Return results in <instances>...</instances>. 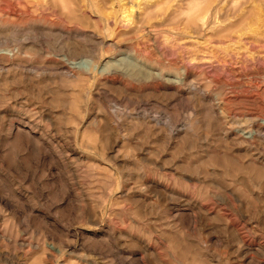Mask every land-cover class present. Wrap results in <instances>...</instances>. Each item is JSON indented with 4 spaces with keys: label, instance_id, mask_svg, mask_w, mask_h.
<instances>
[{
    "label": "rangeland",
    "instance_id": "1",
    "mask_svg": "<svg viewBox=\"0 0 264 264\" xmlns=\"http://www.w3.org/2000/svg\"><path fill=\"white\" fill-rule=\"evenodd\" d=\"M112 1L121 36L91 0L28 15L0 2V264H48L61 241L90 249L65 264L99 246L120 253L98 264H264V0L239 32L213 13L186 33L208 0ZM134 17L141 32L125 33Z\"/></svg>",
    "mask_w": 264,
    "mask_h": 264
},
{
    "label": "bare ground",
    "instance_id": "2",
    "mask_svg": "<svg viewBox=\"0 0 264 264\" xmlns=\"http://www.w3.org/2000/svg\"><path fill=\"white\" fill-rule=\"evenodd\" d=\"M84 1H86V0H83V2ZM91 1H94V2H96V4H95V6H97L99 9H101V11L103 10L104 11V13L107 11H105V8L107 9V7L106 6H108V5H111V4H114V2L111 0H109V1H106V0H91ZM119 1H121L122 2V4L124 5V4H126V1L127 2H133V0H119ZM156 1V0H155ZM189 1H191V2H189V4L188 5H193V3L195 2V1H192V0H189ZM204 1V0H203ZM203 1H201L202 3H203ZM207 0H205V2H206ZM258 0H243L242 1V3H241V1H240V4H239V6H237L238 8H236L235 9V11L232 13V14H228V13H226L228 10H229V8L227 9V11H226V9H225V6H223L222 5V3L224 4H226V0H208L206 3H205V5L204 6H202V8L201 9H199V11H197V13L195 12V14H192L193 16H190V15H187L188 16V18H186V22L183 20V22H185L184 23V26L182 27V28H184V29H182V30H185V33H186V29L187 28H189V26H191V25H193L196 29H197V26L199 25V20H201V19H204V18H209V17H211L212 15H213V13L215 14V17L216 18H224L223 20H225V19H227V20H230V24L229 25H225L224 27L225 28H232V27H234L235 29H237L236 30V32L238 31H241L244 27H243V25H244V22L246 21V19H247V17H249L250 18V13L248 12H246L245 11V8H246V5L248 4H251V3H253V2H257ZM0 2L1 3H4V4H7V6H10V9H11V5L13 4V5H16V7L18 6V7H20L23 11H24V14L25 15H28L29 14V12L30 11H33V10H35V11H37V9H39V8H43V5H47L48 3H49V0H0ZM106 2H108L109 4L108 5H105V3ZM152 2H154V1H147V2H145L144 4H145V8H143V12L144 11H146L147 9H149L148 7H150V5H149V3H152ZM166 2V1H165ZM182 2V1H181ZM107 4V3H106ZM138 4V3H137ZM246 4V5H245ZM255 4V3H254ZM134 5V4H133ZM154 5V4H153ZM161 5V4H160ZM159 5V6H160ZM195 5H197V4H195ZM7 6H5V8H4V10L6 9V7ZM135 6V5H134ZM139 6V5H138ZM227 6V5H226ZM15 7V6H14ZM84 7H85V5H84ZM190 7V6H189ZM196 7V6H195ZM228 7V6H227ZM231 8V7H230ZM248 8V7H247ZM260 8V7H259ZM9 9V7L6 9V10H8ZM139 9V8H138ZM165 9V8H164ZM224 9V12H225V14H221L220 15V12L222 11ZM257 9V8H256ZM150 10V9H149ZM234 10V9H233ZM251 10V9H250ZM254 10V9H253ZM260 10V9H259ZM262 10V9H261ZM10 11V10H9ZM13 10H11L10 11V13H12V14H15V13H13L12 12ZM139 11V10H138ZM190 11H191V9H190ZM149 12H151V11H149ZM261 12V11H260ZM230 13H231V11H230ZM109 14H111L110 12H109ZM107 12L105 13V15L107 16V22H109L110 24H112V28H113V32H115L118 36H121V35H124V32H122V31H120V28L118 29V20H117V18L115 17V15L114 16H112V17H109V16H111V15H109ZM145 15H146V13H144ZM143 14V15H144ZM262 14V13H261ZM149 15V14H148ZM170 14H167L166 12L164 13V11H161L160 12V19L157 21V22H153L152 20H151V23H149L148 21V23L150 24L149 26H148V29H150V30H156V29H160L161 28V26H164L165 25V22H166V17H168ZM264 15V14H263ZM13 16V15H12ZM136 16V15H135ZM150 16V15H149ZM253 16H254V14H253ZM256 16V15H255ZM142 16H140V18H141ZM140 18H138V17H134L133 18V21L130 23V25H129V27H128V30H127V32H125V33H128V34H138L137 32H141V28L143 27V23L145 22L144 21V19H143V21L140 19ZM144 18H145V16H144ZM183 18V17H182ZM260 18H262V17H260ZM127 19V18H126ZM140 19V20H139ZM156 19H158L157 18V16H156ZM253 19V18H252ZM174 20V19H173ZM222 20V19H221ZM258 20V19H257ZM260 20V19H259ZM253 21V20H252ZM221 22V21H220ZM251 22V21H250ZM169 23V22H168ZM170 24V23H169ZM175 24V23H174ZM117 25V26H116ZM171 25V24H170ZM171 26H173V25H171ZM145 27V26H144ZM158 27H160V28H158ZM167 27H168V25H167ZM166 27V28H167ZM223 26H220V28H219V33H221L222 32V29L224 28ZM249 27V26H248ZM252 27V26H251ZM9 28H11L10 26H9ZM162 28H165V27H162ZM161 28V29H162ZM171 28V27H170ZM173 28V27H172ZM13 29V28H12ZM176 29H177V27H176ZM247 29H249V28H247ZM252 29V28H251ZM227 30V29H226ZM253 30V29H252ZM252 30H250V31H252ZM144 31V30H143ZM162 31V30H161ZM166 31V30H165ZM164 31V32H165ZM168 31V30H167ZM184 32V31H183ZM191 32V31H190ZM211 32V31H210ZM223 33V32H222ZM188 34V33H187ZM190 34V33H189ZM210 34H212V33H210ZM243 34V33H242ZM126 35V34H125ZM239 35V34H238ZM231 36H233L232 35V33L231 32H229V33H227V34H222V35H220V37H227L228 39L231 37ZM234 36H235V34H234ZM242 36V35H241ZM246 36V35H245ZM219 37V38H220ZM244 37V36H243ZM207 38V37H206ZM212 38V37H211ZM234 38V37H233ZM232 38V39H233ZM240 38V37H239ZM207 39H209V38H207ZM231 39V40H232ZM220 40H222L221 38L220 39H218V42H222V41H220ZM230 40V39H229ZM236 40V39H235ZM225 41V40H224ZM246 41V40H245ZM208 42V41H207ZM244 42V41H243ZM248 42V41H247ZM214 43H215V41H214ZM222 43H224V42H222ZM231 43V42H230ZM213 43H211L210 45H212ZM217 44V43H216ZM219 44V43H218ZM217 44V45H218ZM238 44V43H237ZM251 44V43H250ZM221 45V44H220ZM247 45V44H246ZM253 45V44H252ZM215 46V45H214ZM223 46V45H222ZM225 46V45H224ZM256 46V45H255ZM182 47H184V46H182ZM247 47H249V46H247ZM76 50H77V54H81V55H86V53H87V55L90 53V51H88L87 49H86V47L85 46H82V45H80L79 44V46H77V48H76ZM129 50H131V49H129ZM134 51V53H136V54H138V52L136 51V50H133ZM197 51V50H196ZM188 52V51H187ZM195 52V51H194ZM204 52V51H203ZM202 52V53H203ZM75 53H76V51H75ZM186 53V52H185ZM208 53V52H207ZM230 53V52H229ZM228 53V54H229ZM187 55V54H186ZM190 55H192V54H190ZM206 55V54H205ZM211 55V54H210ZM217 55V54H216ZM189 56V55H188ZM207 56V55H206ZM213 56V55H212ZM230 56V55H229ZM184 57V56H183ZM214 57V56H213ZM239 57V56H238ZM244 58V57H243ZM242 58V59H243ZM93 59V57H90V59L89 60H87V61H85V62H82V63H88V66H89V64H90V66H89V68L88 69H85L86 71V73H88V72H90L91 70H94V69H96L97 67H98V64H99V62L98 61H93L92 60ZM195 59V58H194ZM199 59V58H198ZM203 59V58H202ZM204 59H206L205 57H204ZM216 59H218V58H216ZM231 59V58H230ZM63 60V59H62ZM135 61H139V59H137V58H135L134 59ZM201 60V59H200ZM210 60H211V58H210ZM225 60V59H224ZM64 61V60H63ZM156 61H158V60H156ZM194 61V60H193ZM192 61V62H193ZM202 61H205V60H202ZM209 61V60H208ZM62 62V61H61ZM131 62V61H130ZM187 62L188 61H186V59L185 58H180V59H176V60H173L170 64H169V67H173L175 70H177V72H178V82H176V84H183L184 82H185V80L187 79V77L190 75V69H189V67H188V65H187ZM191 62V61H190ZM207 62V61H206ZM211 62V61H210ZM222 62H224V61H222ZM79 63H81V62H79ZM78 62H75V61H72V62H69V63H66L67 65H70V67L71 68H74V69H77V70H81V67H83V66H80V65H83V64H79ZM86 63V64H87ZM132 63V62H131ZM129 64L130 66H131V68L132 69H134V70H136V71H138V72H135L137 75H140V76H142V77H145V78H151V79H164V75L165 74H163V73H154V72H151V70H149V69H146V71L144 72V74L142 73V74H140V72H139V69H140V67H139V69H138V67H137V65L136 64ZM202 63V62H201ZM79 64V65H78ZM62 66V65H61ZM64 66H65V64H64ZM80 66V67H79ZM84 66H87V65H84ZM87 66V67H88ZM92 67V68H91ZM83 70V69H82ZM142 71V70H141ZM85 74V73H84ZM23 123V122H22ZM33 126V125H32ZM21 127V126H20ZM23 132V131H22ZM29 132V131H28ZM16 133V132H15ZM23 134V133H22ZM24 136H25V132H24ZM16 143V142H15ZM18 145V144H17ZM9 200V199H8ZM5 231V230H4ZM3 230H1L0 229V238H4V239H6V241H8V243H11V239H10V236H8L7 235V233L6 232H4ZM24 243V242H23ZM29 245V244H28ZM78 246V245H77ZM75 244H69V243H65V242H60V243H58V244H45V246H44V248L46 249V250H48V254H47V256H48V258L47 259H53V262H49L48 264H65V262H64V260H62V261H56L55 260V258H56V256H58V255H63V257L65 256L67 259L68 258H72L73 256H74V254H76L77 253V251L80 249H86V252L87 251H89L90 249L89 248H86L85 246H82V244H81V247H77ZM92 250H94L93 252H94V254H83V255H75V259L77 258L78 259V261H80L81 262V264H98L97 263V259H98V257L100 258L101 256V258H104L106 255H111L110 257H112L113 258V260H115L117 257H119L118 255H119V251L118 252H113V251H111V250H109V249H103L101 246H99V248H93ZM83 252V251H82ZM85 252V253H86ZM88 253V252H87ZM92 253V252H91ZM2 254L4 255V253H3V251H1L0 250V255L2 256ZM45 255V254H44ZM95 255H97L98 257L96 258V256ZM129 255H130V258L131 257H136V254H135V252H130L129 253ZM26 256V255H25ZM7 257H10V258H14L15 256H11V255H9L8 254V256ZM100 258V259H101ZM17 259V258H16ZM110 259V258H109ZM122 259V258H121ZM99 260V259H98ZM19 261V260H18ZM79 262V263H80ZM22 263V262H21ZM26 263V262H25Z\"/></svg>",
    "mask_w": 264,
    "mask_h": 264
}]
</instances>
